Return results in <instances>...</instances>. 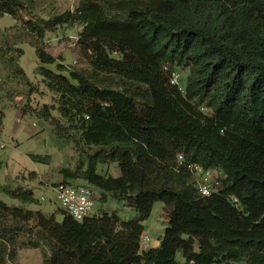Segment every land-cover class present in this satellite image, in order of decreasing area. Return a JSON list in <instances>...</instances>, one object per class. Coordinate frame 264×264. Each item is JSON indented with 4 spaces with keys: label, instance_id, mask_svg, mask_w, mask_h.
<instances>
[{
    "label": "trees",
    "instance_id": "16d2710c",
    "mask_svg": "<svg viewBox=\"0 0 264 264\" xmlns=\"http://www.w3.org/2000/svg\"><path fill=\"white\" fill-rule=\"evenodd\" d=\"M27 9L0 0V17L40 39L64 23L82 27L92 72L68 71L36 48L57 110L78 143L95 148L77 170H61L63 183L83 180L137 217L77 222L61 210L58 222L0 201V264L15 263L17 247H47L44 264H178V254L185 264H264V0H83L45 29L23 18ZM178 68L188 71L183 90L172 83ZM54 109L33 113L62 130ZM106 164L120 175L98 172ZM192 166L220 174L217 194H199ZM19 201L39 205L31 191ZM158 202L167 228L157 248L142 250Z\"/></svg>",
    "mask_w": 264,
    "mask_h": 264
},
{
    "label": "rangeland",
    "instance_id": "374dc122",
    "mask_svg": "<svg viewBox=\"0 0 264 264\" xmlns=\"http://www.w3.org/2000/svg\"><path fill=\"white\" fill-rule=\"evenodd\" d=\"M22 1L28 7L27 13L22 14L23 18L45 29L46 22L68 12L74 14L83 0ZM81 31L82 27L69 22L53 32H45L40 39L39 34L26 29L9 15L0 17V116L4 115L0 124V201L10 206L38 211L46 216L55 215L58 222L63 221V212L54 187L63 182L60 172L64 168L77 170L81 162H86L87 154L93 153L95 148L78 143L79 134L69 130L71 125L57 110L60 105L59 95L50 91L44 79L37 75L40 62L36 48L53 56L57 60L56 64H63L68 71L88 76L92 72L81 53ZM47 68L57 72L56 65ZM177 73L180 74V88L183 90L188 71L178 68ZM45 105L55 108L51 115L59 121L62 130L55 129L51 123L38 119L33 113H41ZM47 170L49 172L44 174ZM98 172L114 177L120 175L116 164L99 165ZM70 182L85 183L83 180ZM23 191L33 192L39 205L22 204L19 197ZM102 213H116L124 221L137 217V212L124 201L110 195L104 199L96 191L92 216ZM144 227V236L149 239L147 244L155 243L158 247L167 228L164 203L155 204ZM16 252L17 260L13 264H44L50 256L47 247H17ZM177 262L185 264L181 254H178Z\"/></svg>",
    "mask_w": 264,
    "mask_h": 264
},
{
    "label": "built area",
    "instance_id": "2783aa9c",
    "mask_svg": "<svg viewBox=\"0 0 264 264\" xmlns=\"http://www.w3.org/2000/svg\"><path fill=\"white\" fill-rule=\"evenodd\" d=\"M180 74L172 75V83L180 85ZM3 148V146L1 147ZM180 159H182L180 157ZM196 180L199 194L202 197H211L217 194L222 187V179L216 171H206L201 167H190ZM54 190L57 193L61 210L77 222H82L92 216L96 200V191L87 184L58 183ZM236 202V201H235ZM149 242L148 237H142V244Z\"/></svg>",
    "mask_w": 264,
    "mask_h": 264
},
{
    "label": "crops",
    "instance_id": "0c3cea01",
    "mask_svg": "<svg viewBox=\"0 0 264 264\" xmlns=\"http://www.w3.org/2000/svg\"><path fill=\"white\" fill-rule=\"evenodd\" d=\"M49 170L45 171L44 174L48 173ZM43 184H45L44 181L40 180ZM47 185V184H46ZM158 246H159V242H158ZM151 248H157V245L155 243H149V244H142V250H147V249H151Z\"/></svg>",
    "mask_w": 264,
    "mask_h": 264
}]
</instances>
